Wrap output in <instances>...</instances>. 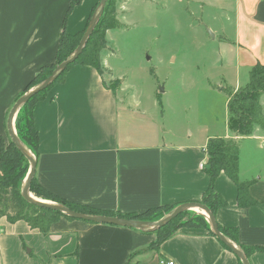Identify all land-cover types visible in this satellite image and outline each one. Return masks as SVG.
I'll list each match as a JSON object with an SVG mask.
<instances>
[{
  "label": "crops",
  "instance_id": "obj_1",
  "mask_svg": "<svg viewBox=\"0 0 264 264\" xmlns=\"http://www.w3.org/2000/svg\"><path fill=\"white\" fill-rule=\"evenodd\" d=\"M70 1L0 0V122L35 75L54 64L61 34L83 31L99 3L80 0L69 11ZM178 2L207 21L216 59L196 68L215 71L213 84L201 92L222 101L223 118H214L207 102L202 109L198 103L181 111L170 108L168 122L163 109L160 120L136 102L120 105L93 68L74 66L34 108L39 138L34 178L47 192L121 215L200 203L209 187L205 146L211 138H223L238 147L239 180L251 182L249 196L264 204V131L231 136L224 94L243 86L255 65L264 66V0ZM259 104L264 112V94ZM213 188L226 203L215 211V222L235 228L240 245L264 248V211L239 207L237 188L223 173ZM156 239L152 232L63 218L41 235L24 222L0 218V264H239L202 229L181 228L151 248ZM248 263L264 264V253L251 254Z\"/></svg>",
  "mask_w": 264,
  "mask_h": 264
},
{
  "label": "trees",
  "instance_id": "obj_2",
  "mask_svg": "<svg viewBox=\"0 0 264 264\" xmlns=\"http://www.w3.org/2000/svg\"><path fill=\"white\" fill-rule=\"evenodd\" d=\"M79 2L80 0H71L69 11L74 6L79 4ZM97 5L92 9L83 31L74 35H68L66 33L61 34L56 50L54 64L42 68L26 86L24 92L15 98L14 103L28 90L46 80L52 74L53 70L75 51L95 13ZM118 27L119 22L117 20L114 2L113 0H108L90 38L75 61L58 76L50 87L30 98L20 108L23 114L22 127L24 128V132H18L17 137L21 143L35 155L36 158L38 156L39 138L34 123L35 105L47 99L49 93L54 89V87L64 81L66 73L71 68L78 65L93 68L103 80V85L110 89L114 95V88L107 86L103 78L106 69L103 67L101 54L103 51L107 50V33L111 30L117 29ZM113 84L114 83H111V85ZM225 94L227 96V126L231 136L235 138H246L251 136L255 128H260L264 131V112L259 104V99L264 94L263 65H255L250 70L248 81L243 86L238 88L236 91L227 88L225 89ZM204 150L207 157L205 173L209 178V187L204 193L203 199L200 203L206 206L213 216L216 210L226 206L225 201L214 192L213 188L215 179L219 174L223 173L235 184L237 188V204L239 207H259L264 211V204L254 201L249 196L248 188L251 185V182H243L239 180V155L236 143L232 140H226L223 138H211L208 140ZM25 161H27L25 157L11 142H9L8 146H0V218H5L10 224L24 222L31 230H35L41 235H46L51 226L58 220L63 218L72 221V219L62 215L61 213L28 203L21 197V182L23 180L22 162ZM29 192L40 200L50 201L54 204L65 206L74 212L145 222H156L175 207L181 205L177 204L173 206L154 208L142 214L121 215L117 212L99 211L89 206L71 203L52 195L43 189L36 182L34 177L31 181ZM217 227L219 232L225 238L235 244L244 253L247 260L253 253H264V248H250L240 245L238 243L237 230L235 228L226 229L220 227L218 224ZM181 228L202 229L207 231L209 235L213 236L209 230L208 223L205 219H203L202 215L200 217L194 216L188 218L187 211H185L160 229L151 231L157 236V239L151 245V248L168 240ZM219 243L225 249L232 252L223 243L220 241ZM237 259L239 264H241L238 257Z\"/></svg>",
  "mask_w": 264,
  "mask_h": 264
},
{
  "label": "rangeland",
  "instance_id": "obj_3",
  "mask_svg": "<svg viewBox=\"0 0 264 264\" xmlns=\"http://www.w3.org/2000/svg\"><path fill=\"white\" fill-rule=\"evenodd\" d=\"M113 2L119 27L107 33V50L102 52L101 61L106 69L103 78L107 86L114 88L117 102L122 106L136 102L140 110L160 120L159 113L165 109L163 118L167 122L170 108L181 111L185 106L195 108L198 103L197 107L202 109L209 102L212 115L221 120L225 111L222 101L208 100L201 92V87L213 84L215 71L203 66L196 68L197 64L216 59L215 44L205 29L207 21L203 15L190 13V5L178 0ZM214 92L212 95H217V90ZM7 114L0 122V146L3 147L10 142L6 132ZM22 125L23 114L19 110L13 124L16 136L24 132ZM29 166L28 161L22 162L21 187ZM201 215L207 221L202 212L187 211L188 218Z\"/></svg>",
  "mask_w": 264,
  "mask_h": 264
},
{
  "label": "water",
  "instance_id": "obj_4",
  "mask_svg": "<svg viewBox=\"0 0 264 264\" xmlns=\"http://www.w3.org/2000/svg\"><path fill=\"white\" fill-rule=\"evenodd\" d=\"M108 0H100L97 8L95 10V13L84 33L82 36L79 45L75 49V51L61 64H59L52 72V74L43 82L38 84L37 86L33 87L26 93H24L11 107L7 119H6V132L10 139V142L16 147V149L25 157V159L29 163V170L27 173V176L23 182V185L21 187V197L28 203L34 204L38 207L49 209L58 213H61L62 215L75 220V221H81L89 224H97V225H109V226H115L120 228H127L132 230H137L140 232H151L155 231L157 229H160L164 225H166L168 222H170L172 219L176 218L178 215L185 211L189 210H196L203 212L207 218V223L209 225V230L213 234L214 237H216L221 243H223L226 247H228L240 260L241 264H249L246 256L244 253L231 241H229L227 238H225L218 230L217 224L214 220L213 214L207 209L206 206H204L201 203H185L181 204L177 207H175L173 210H171L170 213H168L166 216L161 218L159 221L156 222H145V221H137V220H128L124 218H117V217H107L102 215H88V214H82L78 212H74L66 208L62 205H57L51 202L42 201L35 199L31 193L29 192V187L31 184V181L34 177L37 160L36 158L29 152V150L21 143V141L16 136L13 124L15 120L16 113L20 110V108L33 96L38 94L39 92L47 89L50 87L54 81L58 78V76L65 71V69L72 64L75 59L79 56V54L82 52L83 48L85 47L88 39L90 38L95 26L97 25L102 13L103 9L106 5ZM210 36L212 37V34L209 32ZM162 93V90H160Z\"/></svg>",
  "mask_w": 264,
  "mask_h": 264
},
{
  "label": "built area",
  "instance_id": "obj_5",
  "mask_svg": "<svg viewBox=\"0 0 264 264\" xmlns=\"http://www.w3.org/2000/svg\"><path fill=\"white\" fill-rule=\"evenodd\" d=\"M167 264H173V263H170V262H169V263H167Z\"/></svg>",
  "mask_w": 264,
  "mask_h": 264
},
{
  "label": "bare ground",
  "instance_id": "obj_6",
  "mask_svg": "<svg viewBox=\"0 0 264 264\" xmlns=\"http://www.w3.org/2000/svg\"><path fill=\"white\" fill-rule=\"evenodd\" d=\"M203 213V212H202ZM204 214V213H203ZM205 215V214H204Z\"/></svg>",
  "mask_w": 264,
  "mask_h": 264
}]
</instances>
